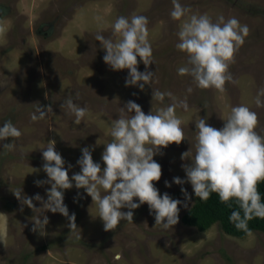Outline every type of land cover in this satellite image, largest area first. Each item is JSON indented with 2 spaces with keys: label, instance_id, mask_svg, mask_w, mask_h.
I'll return each mask as SVG.
<instances>
[{
  "label": "rangeland",
  "instance_id": "1",
  "mask_svg": "<svg viewBox=\"0 0 264 264\" xmlns=\"http://www.w3.org/2000/svg\"><path fill=\"white\" fill-rule=\"evenodd\" d=\"M179 3L190 9L189 16L207 14L213 22L221 16L225 21L235 17L250 30L229 65L235 82L226 83L223 92L200 88L191 75L178 74V68L187 66L188 56L176 47L183 21L170 15L173 0H0V8L6 11L0 12V20L7 26L0 35V126L11 120L22 133L19 138L0 140V264H264L263 231L237 238L217 224L205 232L185 225L182 217L196 196L190 183L173 182L174 177L187 179L182 164H190L195 157V122L199 118L220 129L232 107L245 105L257 112V131L264 135V107L255 103L264 89V0ZM133 15L149 20L154 62L145 66L138 57V70L155 74L143 90L138 85L126 86L129 70L116 71L106 64V50L96 40L100 34L115 42V20ZM153 90L172 92L177 102L186 100L188 104L187 110L176 109L186 139L154 156L162 166L161 179L153 182L161 196L168 193L188 203V208L183 203L179 206L177 225L167 230L156 225L155 214L145 203L132 210L133 222L121 221L114 231H105L91 196L73 186L63 190L69 215H76L77 228L71 230L70 221L59 212L44 211L43 204L33 199L35 207L41 208L34 212L16 198L13 191L23 188L25 195L40 194L47 200L51 185L38 187L35 181L48 179L42 153L49 141L56 142L70 177L81 171L77 161L84 147L94 148L93 160L102 169L106 167L102 153L112 141V122L126 102H136L145 114H155L172 103L167 96L163 102L153 100ZM69 97L88 109L79 125L74 123L75 115L61 107ZM48 106L53 111L39 118L37 109ZM5 143L14 147L5 149ZM190 149V159L182 160V153ZM105 194L101 189V195ZM134 202L139 203L138 198ZM44 215L49 218L45 232H33V219Z\"/></svg>",
  "mask_w": 264,
  "mask_h": 264
},
{
  "label": "clouds",
  "instance_id": "2",
  "mask_svg": "<svg viewBox=\"0 0 264 264\" xmlns=\"http://www.w3.org/2000/svg\"><path fill=\"white\" fill-rule=\"evenodd\" d=\"M190 9L184 7L179 0H173V10L170 15L174 20H182L178 32L179 43L176 47L188 56L187 66L178 68L179 75H191L197 86L203 89L215 88L221 92L228 82H235L229 73V65L234 61L235 53L244 44L249 34L247 25H241L235 17L225 21L223 16L213 22L207 14H191ZM187 16V19H184ZM99 19V18H97ZM149 20L143 15H133L131 18L118 17L113 24V35L118 37L115 42L98 34L96 40L101 42L106 50L104 61L113 70H129L126 86L138 85L143 90L145 84H151L155 73L138 70V57L145 66L151 65L153 50L149 43ZM7 26L0 20V35H4ZM143 82V83H141ZM192 92V88H188ZM172 100L166 107L145 114L142 107L134 101L126 102L120 109L119 118L112 122L110 135L112 141L106 144L102 153V160L106 167L95 162L89 147L81 149L82 156L77 161L81 171L69 176L65 168V160L56 150V142L49 141L43 150L45 161L43 170L48 179L36 180L40 187L50 184L47 190V200L40 194L29 197L23 193V188L13 191L21 202L34 212L36 208L33 199L43 204V209L52 213L59 212L70 223L71 230L77 228L76 215H69V209L64 203V191L73 188L85 189L91 196L93 203L98 206V216L104 224L105 231H114L121 221L133 222L134 213L141 205L147 204L155 214L156 225L167 230L179 223L180 205L188 208L187 202L172 198L168 193L162 196L154 181L162 177V166L154 159L156 155H163L161 149L170 144H181L185 139L182 127L183 119L176 113L177 107L188 109L186 100L177 102L172 92L153 90V100L163 102L165 97ZM264 89L257 94V107H264ZM79 94L77 93V99ZM62 108L67 107L79 125L87 114L86 107L78 106L69 97ZM127 113H133L130 117ZM39 118H44L52 112L51 106L37 109ZM38 117L33 114L32 119ZM260 124L257 112L245 105L231 108L230 115L225 120L223 128L210 126L205 118H199L196 126V153L191 163L182 164L187 179L174 177L177 185L190 183L195 196L199 200H207L215 193L222 203H229L235 199L243 211H233L229 217L239 230L249 235L248 221L254 217L264 218V202H262L259 184L264 182V135L257 131ZM21 131L11 120L0 126V140L19 138ZM98 142V141H97ZM5 149L14 147L11 143L3 145ZM191 149L182 153L181 159L188 160ZM72 165L69 164L68 168ZM74 181V185H73ZM167 187L171 183L165 182ZM101 189L106 193L101 195ZM187 200H190L187 189L181 188ZM138 198L139 203L134 202ZM231 206V205H229ZM129 209L125 212L122 209ZM23 208H21V211ZM33 232L41 235L49 224L48 216L33 219ZM165 220L167 222H165ZM121 257L116 256L119 260Z\"/></svg>",
  "mask_w": 264,
  "mask_h": 264
},
{
  "label": "trees",
  "instance_id": "3",
  "mask_svg": "<svg viewBox=\"0 0 264 264\" xmlns=\"http://www.w3.org/2000/svg\"><path fill=\"white\" fill-rule=\"evenodd\" d=\"M2 10L4 11L5 9ZM259 191L262 202H264V182L259 184ZM233 211H240L241 216H243V211L239 208L235 199L231 200L229 203H222L219 196L213 193L207 200H199V198L196 197L192 207L183 215L182 221L185 225L196 227L202 232L207 231L213 225L217 224L226 234L237 238H245L248 233L244 230L237 229L234 223L229 219ZM248 229L250 232H264V218L254 217L252 220L248 221Z\"/></svg>",
  "mask_w": 264,
  "mask_h": 264
},
{
  "label": "flooded vegetation",
  "instance_id": "4",
  "mask_svg": "<svg viewBox=\"0 0 264 264\" xmlns=\"http://www.w3.org/2000/svg\"><path fill=\"white\" fill-rule=\"evenodd\" d=\"M3 10L0 8V12H2Z\"/></svg>",
  "mask_w": 264,
  "mask_h": 264
}]
</instances>
